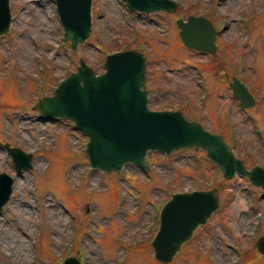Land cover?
<instances>
[{"label": "rangeland", "instance_id": "374dc122", "mask_svg": "<svg viewBox=\"0 0 264 264\" xmlns=\"http://www.w3.org/2000/svg\"><path fill=\"white\" fill-rule=\"evenodd\" d=\"M174 1V13L146 15L124 0H93L92 34L73 52L54 0H10L12 23L0 36V174L13 191L0 212V264H161L150 243L162 206L174 193L213 187L219 209L168 264H264L261 188L225 180L202 150L150 152L148 171L91 169L87 136L33 109L80 59L101 74L108 55L136 50L147 60L151 110L180 111L223 135L248 169L264 167V0ZM200 15L216 28L215 54L180 38L177 21ZM233 78L252 92V108L232 95ZM6 145L31 154L32 169L16 171Z\"/></svg>", "mask_w": 264, "mask_h": 264}, {"label": "water", "instance_id": "95a60500", "mask_svg": "<svg viewBox=\"0 0 264 264\" xmlns=\"http://www.w3.org/2000/svg\"><path fill=\"white\" fill-rule=\"evenodd\" d=\"M64 42L73 52L90 38L93 27V0H54ZM132 12L150 15L174 13V0H124ZM12 23L10 0H0V36L8 33ZM183 44L202 53L214 54L216 29L204 18L189 17L177 21ZM105 72L97 74L83 59L77 71L63 80L53 96L43 97L33 107L44 121L65 119L74 122L89 141L86 153L91 168L106 173H120L133 164L149 170L148 154L170 155L181 150H202L215 163L225 180L235 176L248 179L262 189L264 168L247 169L229 144L219 134L207 131L198 121H189L179 111H154L148 108L147 62L144 55L130 50L110 54L104 62ZM233 95L244 109L254 106L249 90L237 79L230 84ZM18 172L32 169L33 157L19 148H7ZM13 191V179L0 174V212ZM220 206L218 188L175 193L160 212L159 230L150 243L154 258L161 264L173 261L195 231L207 224ZM264 255V236L257 241ZM63 264H81L69 257Z\"/></svg>", "mask_w": 264, "mask_h": 264}]
</instances>
